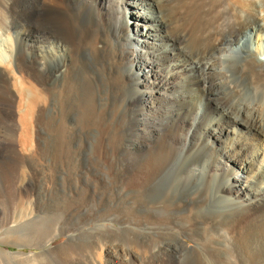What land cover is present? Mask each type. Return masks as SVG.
<instances>
[{"label":"bare ground","instance_id":"bare-ground-1","mask_svg":"<svg viewBox=\"0 0 264 264\" xmlns=\"http://www.w3.org/2000/svg\"><path fill=\"white\" fill-rule=\"evenodd\" d=\"M209 1L215 19L212 20L217 27L207 37L195 38L192 31L187 30L193 20L166 6L164 0H0V181L11 178L16 170L14 165L23 161L16 152L17 142L14 144L10 137V140L1 139L3 133L17 136L19 123L24 124L25 118H44L39 124L37 121L38 131L35 129L34 141L35 148L45 152L47 160H50V154L54 156L53 164L46 169L49 177L41 182L31 178L16 190L34 197L28 204L27 217L36 212L59 215L57 228L51 235L42 237L34 232L25 239L31 243L29 247L41 248V253H6L11 264H188L190 259L202 252L219 259L221 251L218 250H223L225 243L240 251L245 261L253 258V264H258L264 256V245L255 250L253 245L264 238V188H261V182H264V147L251 153L248 145L250 137H264V130L256 119L260 113L255 108L245 113L254 119L245 122L242 127L238 125L237 118H227L234 124L232 127H222L219 119L204 125L205 136L216 139L215 148L194 145L177 154L173 149L166 150L167 158L162 166L164 173L154 178L152 190L161 185L158 183L172 179V176L180 178L184 175L175 182L177 188L192 187L197 191L204 182L213 178L224 179L225 185H221L220 189L226 194L220 196L214 206L220 215L224 208H229L231 213H224L222 219L226 230L217 237L213 248L202 245L196 238L195 230L198 224L209 226L217 221L218 213L204 218H189L183 212H176L192 201L184 200L182 196L180 201L166 207L173 213L169 210L168 214L161 216L159 210L162 209L154 206L158 202L154 199L149 201L143 195L138 205L139 215L135 219L117 214L113 216L117 228L101 226L102 229H86L73 235L69 233L65 243L44 249L56 234L65 235L80 229L77 224L80 219L85 222L94 219L84 215V206L77 199L79 195H74L80 188L66 179L62 162L64 136L59 118H65L66 124L68 120L76 122V118H80L78 105H75L77 99L83 98L87 102L85 129L89 131L101 122L107 130L101 137L98 136L95 147L96 157L103 162L108 149L110 153L114 145L107 140L111 132V120L107 121V118L116 113L120 94L128 95L127 103L135 97L139 98L143 106L139 125L158 123V127L141 133L143 137L137 145L145 150L150 146L155 148V144L162 139L168 140L166 126H174L182 119L179 118L182 112L178 113V109L195 105L197 97L193 89H186L184 85L172 86L175 84L172 80L179 76L178 72L186 71L185 64L190 65L192 70L213 73L222 64L237 62L245 67L244 71L246 69L255 78L264 80V0H188L187 7L201 8ZM122 6L133 9L132 27L127 25L128 19L122 15ZM19 27H25V30L17 37ZM7 32H13V36L3 38ZM21 47H25L27 53ZM223 67L225 65L221 68L225 71ZM220 82L227 86V90L233 89L226 79ZM179 87H183L179 95H170ZM216 95V92L210 91L208 97L214 100ZM163 104H169L171 108H158ZM242 110L237 112L240 116L243 115ZM151 111L158 118L148 117ZM207 115L205 110L200 109L194 124ZM16 118H19L18 122ZM187 120L184 118V121ZM254 130L257 132L254 133ZM87 131L79 132V136L83 137V142L76 145L79 155L85 152V145L82 144L88 139ZM252 132L254 135H251ZM211 151H216L219 159H210ZM107 169L117 176L116 180L120 177V166L111 164ZM186 174L189 176L185 177ZM0 185L3 187L0 189H4L2 182ZM121 235L129 237V241H119ZM186 241L192 247H188ZM215 264L220 263L216 261Z\"/></svg>","mask_w":264,"mask_h":264},{"label":"rangeland","instance_id":"rangeland-1","mask_svg":"<svg viewBox=\"0 0 264 264\" xmlns=\"http://www.w3.org/2000/svg\"><path fill=\"white\" fill-rule=\"evenodd\" d=\"M159 1H162V0H159ZM164 2L166 6L169 5L168 6L169 8L171 9L175 8L174 10L177 12L180 11L181 13L179 12V14L185 16L186 19L191 18V20H193L192 24H190V27L187 24L186 26L187 28L189 27L187 30L189 32L192 31V36L195 38L207 37L217 27V24L214 21L215 19L213 16V11L211 8L210 1L207 2L206 4L204 3V7L198 8V6L197 7L193 6L191 9H188L187 7L188 0H164ZM172 4L174 6H172ZM193 8H195L194 10L196 12L194 10L189 12ZM121 9H122V15L126 19H128L127 25L129 27H132V25H134V18L131 17L133 13L132 7L122 6ZM117 29H120V27L117 26ZM24 30H25V27H19L16 31L17 37L20 34H22ZM130 31L131 30L129 29V33H131ZM7 33L6 35L4 34L5 36H3V38L7 36L9 37L13 36L12 34L13 32H9L8 35ZM21 50L27 53V50L25 49V47H21ZM232 64L233 63L222 64V66L225 65V67L223 68L227 69V70L225 69L226 72L221 69L222 66L221 67L219 66L218 70L213 73H210L209 71H206V70L204 72L192 70L190 65L185 64L186 71L178 72L179 76H177V78L172 80V82L175 83V84H172V86L184 85V88L186 89L187 87L189 89H193L197 97L195 105L188 106L189 108L185 107L184 110L178 109V113L182 112L179 114V118H182V119L179 120L178 123L174 124V126L171 124H168L166 126L167 128L166 137L168 140L162 139L160 142L155 144L154 146L155 148H152V146H150L147 149L142 150L137 145V142L142 139L143 137L141 135L142 132H147L150 128L158 127V123H155L156 122L155 121L153 123L151 122L148 124L139 125L140 123L138 124V120L141 119L140 113L143 108L142 104L139 101V98L135 97V99L132 100L131 103H127L128 95L120 94V97L118 98L116 102V106H115V109L117 108L116 113H114V116H111V118H107V121L111 120V124H110L111 132L107 140H109V143L114 144V145L112 146L113 148L110 151V153L108 152L110 149H108L107 151L108 155L106 158H104L105 160L103 162L100 161L96 157L95 147H96L98 136L101 137V135L105 133L106 129L103 125L104 123L99 122L100 124L97 123L95 128H89V131H87L84 125L85 121L87 120L84 115L85 106L87 102L83 98L77 99L75 101V105L76 104L78 105L77 109H79L80 118H76L77 119L76 122L75 120L73 121L72 119L71 121L68 120L67 124H66V121L64 120L65 118L64 119L59 118L61 124L63 125V136H64L62 140V144H63V154H62L63 161L62 162L64 164L66 179L70 180V182L73 183V185L78 184L77 187L79 186L78 188H80L78 191L74 193V195H79L77 199L79 201V204L84 206V210H83L85 212L84 215L85 214L89 215L93 217L94 219L93 221H89V222H85L83 221V219L82 220L80 219V222L77 223L79 224L80 229H77V231L76 229H74L65 235L56 234L51 240L48 241L44 249L54 248V247H57L58 245L65 243L68 239L69 233L70 235L71 234L73 235L77 233H82L86 229L87 230L94 229V228L100 229L101 226H106L108 228H112V227L117 228L118 225L114 223V220H113V216L117 214H121L127 219H135L139 215L138 205L141 202L143 195L149 201L154 199L158 202L154 206L157 207V209H160V208L162 209V210H159V214L161 216L168 214L169 210L170 212L173 213V210L166 208V207H170L173 203L180 201L182 196H184V200L188 199L192 201H188L187 203L184 204L186 209L184 208L176 212H183V214L189 218H192L195 216L204 218L205 216L211 213H214V214L218 213L220 215V211H217L214 205L217 204V202H219L220 196H222L223 194H226V193H222L220 189L221 185L223 186L225 185L224 179L222 177L216 178V179L213 178L208 182H204L199 191H197L196 189H193L192 187H186L183 190L180 189L181 187L177 188V185L175 184V182L177 183L178 179L184 178V175H181L180 178H176V176H172V179H169L167 182L164 183L163 181V183L162 182L158 183L161 185H159L158 188H156V190H152V186L154 184V178H156L159 174L164 173V170H163L164 167L162 166H164L166 162V158H167L166 150L173 149L174 152H176L177 154L181 152L182 149H184L185 147H186L185 149H187V147L190 148L194 145L196 146L206 145V147L210 146L212 148H215V146L217 145L216 139L214 138L211 139L210 137L205 136V130H204L205 128L204 125L211 123L212 120H216V119L221 120L220 122H222V125H223L222 127H232L234 124H232L231 120L227 118H231V119L237 118L236 120L239 121L238 125L242 127L244 126L245 122L247 123L254 119V118L246 116L245 113L255 108L260 113V117L256 119L259 125L261 126V128L264 130V80L255 78L246 69L244 71L245 67H243L240 63L239 64H237V62L234 63L233 64L234 66H232L231 68ZM227 65H229V67ZM233 68H234V71H233ZM167 69L168 68H166L165 71ZM219 69L221 71L220 73H219ZM162 74L165 75L166 73L162 72ZM225 74H227L226 77H225ZM231 75L232 77H230ZM216 76H218V78ZM239 78L241 81L239 80ZM223 79H226L228 83L231 82L232 85L230 83L229 85L233 86L232 90H227V86H225L224 84L223 85L221 84L220 81H222ZM182 88L183 87L177 88V90L175 92H172L170 95H175V94L179 95L180 92L182 91ZM212 88L216 91H214ZM139 89L140 88H138L137 90ZM210 91L217 93L214 100L211 99V96L208 97V94ZM237 96L239 97V99L237 98ZM154 106H156L155 108H157V105H154ZM169 106H170L169 104H163L158 108L165 110V109L171 108ZM200 109L205 110L208 115L206 117L202 116L201 118L203 119H200L199 122L197 121L194 124V118L196 117V114L198 113ZM240 110H242V113H243V115L241 114V116L240 114H238ZM178 113L176 112V114ZM148 115H149L148 117L150 118L151 117L158 118L153 113V111L148 112ZM184 118H188V120L184 121ZM16 119H17L16 121L18 122L19 118H16ZM25 119L26 120L24 124L19 123L20 125L19 130H17V132L15 133V135L17 136H14L13 133L12 134L3 133L2 138H1V139L6 138L4 140H7L10 137V139L12 138L11 140L13 142L15 141L14 144H16L17 142V144L15 145L16 152L19 154V156H21L20 158H22L23 161L17 162L14 165L16 170L14 171L15 173L14 172L12 173L11 178L6 177V178L1 179L0 181V183L2 182V185L4 186V189H0V222H1L0 223V264H11L10 259L6 255V253H9V252L16 251V252H23L27 254H30L33 252L41 253V250H42L41 248L29 247V244L31 243H29V241H26L25 239H28L29 236H31V234H33L34 232L39 233L42 237L43 235L44 237L51 235L56 230L57 223L59 222L58 221L59 215H56L54 213L51 214V213H46V212L44 213L36 212L32 216H29L30 218L27 217L28 204L30 201H32V198L34 197L32 195H28V194L26 195L23 192H21L20 194L16 190L18 186H21L23 183L29 181L31 178H33V180L37 182H41L42 180L49 177V174L46 171V169L53 164V160H54L53 159L54 156L52 154L49 155V158L50 157L52 158V156L53 158L52 159L50 158V160H47L48 156L45 154V152L40 151L37 147H36L37 149L35 148L34 140L36 137V132L38 131V126L36 124H37V121L39 124V121H42V119L44 118H25ZM62 121L64 124L62 123ZM29 124L31 125V127ZM25 130L27 131V133L25 132ZM85 130L88 132V135H87L88 142L86 141L82 144V146L85 145L84 147L85 152L82 155H79L77 153L76 145H80L81 142H83V139H82L83 137L79 136V132L84 133L86 132ZM29 132L31 133V135ZM253 132L256 133L257 131L254 130ZM253 132L251 133V135H254ZM189 133L191 134L190 137L188 136ZM24 134H26V137ZM28 135H29V138L27 137ZM146 137L147 135L145 134V138ZM250 138H251V141H249L250 144L248 145L249 152L252 153L264 147V137H261L260 135L259 136L256 135V138H252V137ZM232 141L235 142V140H232ZM134 142L136 143L133 144ZM225 142H226V139H225ZM24 145L25 147L27 146L26 151L27 152L29 151L28 154L25 151ZM21 147L24 149L25 152L23 151ZM30 147L32 148V150L30 149ZM33 149H36V150H33ZM23 154L25 157L23 156ZM219 156L220 155H218L216 151L215 152L211 151L210 159H219ZM111 164L120 166L121 173H120V177H118L117 180L115 179L117 176L114 175L115 176L114 177L113 174L110 173L107 169L109 165ZM188 176L189 174L185 175V177H188ZM8 182L9 183L11 182V183L9 184ZM155 183H157V181ZM261 184H262L261 188H264V182H261ZM160 187L162 188L160 189ZM0 188H3V187H0ZM4 190L6 191L4 192ZM31 192H34L33 188H31ZM2 194H4L5 197ZM222 211L223 212H221V214L222 213L223 214L217 217L216 219L217 221H215L211 225L209 226L205 224L197 225L195 234H196L197 240L202 245L204 246L208 245V247L213 248L217 237L219 235L222 236V234L225 232L226 227H225V223L222 217L224 216V213L228 214V213H231V211H229V208L228 209L224 208V210ZM2 223L5 225H2ZM120 238L118 239L119 241H129L130 239L129 237L124 236V235H121ZM262 242L254 244L253 245L254 250L255 248L256 249L262 248V246L264 245V238H262ZM23 243H26V244L22 246ZM185 243L188 247H192V244L189 241H186ZM225 245L223 246V250H218V251H221V254H220L221 256L219 259L216 260L212 255L202 252L200 253L198 257L190 259L189 260L190 263L188 262V264H196L198 261L204 262V264H215L216 261H219L220 264H253L252 262L253 258L251 260L246 259L245 261L242 258L240 251H237L235 248H232L231 246L229 247V243L228 244L225 243ZM258 264H264V256L261 257V259L258 261Z\"/></svg>","mask_w":264,"mask_h":264}]
</instances>
